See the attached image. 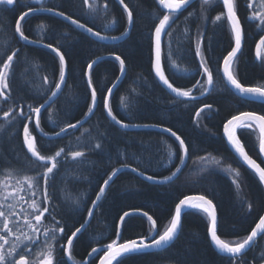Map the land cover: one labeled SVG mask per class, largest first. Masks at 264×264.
<instances>
[{
    "label": "trees",
    "instance_id": "trees-1",
    "mask_svg": "<svg viewBox=\"0 0 264 264\" xmlns=\"http://www.w3.org/2000/svg\"><path fill=\"white\" fill-rule=\"evenodd\" d=\"M107 2V15L89 13L82 7L81 0H44V6L79 19L101 35L119 37L128 29L126 13L115 0ZM125 3L133 11L134 25L129 37L115 45L99 43L51 15L33 14L21 24L31 40L51 44L64 53L68 65L63 93L40 115L43 133L56 134L68 123L76 124L87 116V109L91 106V93L86 83L87 65L101 57L120 55L125 59L126 77L110 99L113 114L129 125L171 128L189 148L188 165L173 183L153 185L132 172H124L115 180L97 207L91 224L73 242L71 254L79 264L86 260L93 247L101 248L116 240L117 231L120 243L150 237V222L143 216L133 215L131 219H125L123 226L119 224V217L125 211L148 212L156 220L158 231L162 232L180 199L186 195H205L216 206L219 236L229 243L246 238L264 213L263 185L230 153L223 139V125L229 119L243 112L264 115V105L239 98L227 87L221 78V71H218L223 57L234 44L231 29L224 21L212 23L214 17L223 11L221 3L217 0V3L206 6L207 20L201 17L202 0L177 14L172 23L171 37L165 36L163 43L162 65L169 81L173 86L182 90L191 89L194 96H199L201 92L197 81L203 84L204 78L195 46L198 38L203 39L202 51L213 72L214 85L209 95L200 101L177 99L154 76L153 33L158 16L163 13L157 2L125 0ZM237 6L245 43L233 65L234 74L245 86H264V46L259 58L256 54L264 28L246 18L244 0H237ZM28 7L39 5L17 0L12 11H0V60L9 50H21L18 60L14 61L15 75L10 80L12 98L7 103L0 101V117L9 107L20 105L27 113L28 105L35 107L45 103V97L51 96L50 89L54 90V84L59 82L58 57L49 50L26 46L14 35V25ZM189 12L193 13L191 17H188ZM112 19L116 20V24L105 27ZM41 24L43 29L39 28ZM172 60H175L176 68L172 67ZM119 74L115 59H105L92 68L93 87L97 88L99 104L93 117L81 129L68 132L56 140H46L35 132L34 116L31 114L33 122L28 126L42 155H54L61 147L66 152H85V157L78 160L62 155L58 169L54 170L55 177L49 183V210L65 228L58 245L66 244L64 237L71 236L77 227L85 223L99 188L116 168L128 165L146 176L163 180L181 165L182 152L173 137L156 131H123L108 120L102 98L107 96V90ZM44 77L48 78V83H44ZM208 104L212 107L205 108L197 118L195 113ZM9 120L11 123L3 121L0 124L3 126L0 128V181L11 172L12 178L8 179V183L16 185L17 179L39 177L44 169L40 162L30 159L31 154L22 143L21 129L27 121L19 117ZM239 136L248 154L264 167L259 152L258 130L241 129ZM97 143L101 144L100 149L95 148ZM169 145L175 153L171 160ZM205 156L209 160L201 162L200 158ZM212 157L219 159L221 164L212 162ZM229 165L241 174L236 178L239 189L232 183L234 173L224 171ZM40 183H43L42 180ZM34 198L41 200L40 191ZM248 204L252 205L251 211L247 208ZM23 207L27 209L28 205L23 204ZM47 223L53 222L49 219ZM208 226L205 214L189 212L184 216L179 237L169 248L131 255L124 259V264H232L230 258L221 256L212 247ZM262 253L264 238L258 240L236 264H264ZM96 256L89 264H97L99 260L95 259ZM55 258L56 264H68L64 248H56Z\"/></svg>",
    "mask_w": 264,
    "mask_h": 264
},
{
    "label": "snow or ice",
    "instance_id": "snow-or-ice-1",
    "mask_svg": "<svg viewBox=\"0 0 264 264\" xmlns=\"http://www.w3.org/2000/svg\"><path fill=\"white\" fill-rule=\"evenodd\" d=\"M222 3L223 11L217 14L212 20L213 24L224 21L231 29L232 37L234 39V47L231 51L223 57L222 68H218V71H222V79H226L228 84L232 88L237 90L241 96L245 99L252 98L258 99L261 103H264V86H245L238 79L233 71V65L236 61L237 54L240 53L242 47V41L244 39V29L242 27L241 19L238 16L237 0H219ZM26 4H35L39 7H28V10L24 11L19 15L18 20L14 25V35L18 36L20 40L25 43L34 44L36 40H31L28 35L25 34L21 21H25V18L39 11H46L53 13L54 15L60 16L62 19L69 21L72 25L80 29H84L89 34L97 37L100 40H118V36H104L99 31H94L92 27H88L85 23H81L79 19H74L71 15L64 13L63 11H57L52 7L44 6V0H24ZM118 3L123 7L126 13L128 29H130L134 22L133 11L129 5L125 3V0H118ZM158 5L163 11L162 15L158 16V23L154 27L153 42H154V63L153 69L156 77L177 97H184L190 100H195L196 97L192 94V90H182L179 87L173 86L165 75L164 67L162 65V37H171L172 23L174 17L185 9L186 6L191 4V0H157ZM217 3V0H202L200 13L201 17L207 20L205 15L206 6H211ZM17 4V0H0V11H12L14 6ZM82 7L86 8L89 13L100 15L108 14L109 4L107 0L103 3L100 0H81ZM246 7L251 10L250 15L246 18L250 21L258 23V26L264 28V0H247ZM193 15L192 12L188 13V17ZM188 17L185 19L187 20ZM116 24V20L112 19L105 27H111ZM39 28L43 29L44 25H39ZM187 33V28H185ZM128 31L125 30L123 35H127ZM203 39L198 38L195 46V55L200 58L199 68L202 69V77L204 83L201 84L197 81L201 95L206 94L210 89L213 88V72L208 65V60L202 51ZM264 46V35L261 36L257 45L256 54L260 57V47ZM43 47L50 49L59 60V82L54 84V90L50 89L51 97H57L61 93V86L65 85L67 61L65 54L62 53L58 48L53 47L51 44H44ZM20 49L9 50L5 53L4 59L0 60V101L7 103L12 98V90L10 87V80L15 75L14 73V61L18 60V54ZM115 61L119 65V73L121 76L125 74V59H122L120 55H115ZM169 59H171V52L169 51ZM97 61L93 60L87 65V87L91 90V106L87 109V115L93 114V109L97 105V88L93 87V78L91 75L93 65ZM172 67L176 68L175 60H172ZM186 71V70H185ZM44 83H48V78L44 77ZM119 83V81H117ZM116 84L112 85L115 88ZM108 95H111V89H108ZM47 100L48 97H45ZM103 106L107 111V115L111 119L123 128L138 127L139 125H129L118 119L113 114L112 107L108 104L107 98H102ZM123 104L124 102L121 101ZM212 105H205L204 108H200L195 113L197 118L200 117L201 113L205 111V108H211ZM44 104L33 107L28 105V112L26 113L23 106L17 105V107H9L8 110L3 112V119L9 123L10 117L15 119L16 117L22 118L27 121L23 124L22 131V143L26 147L27 152L31 154V158L35 161L40 162V166L44 171L39 177L36 176H24L21 179L16 180V185L8 183V179L12 178V173L7 174V178L0 181V264H56L55 250L59 246L64 248L67 258L73 260L71 249L73 246V240L76 238L77 233L86 231L83 225L77 227L71 236L64 237L66 244H57V241L65 233V228L60 226V221L56 220L55 215L49 210L51 204V196L49 193V183L55 177L54 170L58 169V165L61 163L59 158L71 157L72 160H78L85 157L84 151H70L66 152L65 148L61 147L58 151H55L54 155L46 156L42 155L41 151L37 147V140L34 135L30 132L29 124L33 122V116L35 114V127L43 132L40 128V113ZM15 114V117H14ZM82 123V122H81ZM3 126H0L2 128ZM146 127H157L156 125H146ZM77 128V124L68 123L65 127H62L59 132H56V136H60L62 133L68 131V129ZM238 129H251L254 132L258 130L259 136V152L264 154V115H258L253 112H243L239 115H234L231 119L223 125L224 135L227 137L228 143L232 146L235 152L239 155L242 161L251 168L259 177V182L264 184V167L256 162L249 154L245 151L244 144L241 143L240 138L237 136ZM164 132L170 133L172 137L178 142L179 149L182 152L180 162H184V158L188 156L189 148L185 143V140L181 138L177 132L171 128H162ZM88 131V129H85ZM45 136L48 134L45 132ZM96 149L101 148V144H95ZM169 160L173 153L171 146L168 147ZM201 162L209 160V157H201ZM212 162L216 165H220L221 161L212 157ZM123 167L127 168L128 165ZM121 171V168H116L103 181V186L99 188L98 195L95 197V201L92 203L91 209L88 210V219L93 216V210L97 208L98 202L101 201L102 197L105 196V190L109 187V182L117 176V173ZM132 171H137L136 168H132ZM181 169L177 167L171 176L166 177L167 180H171L172 177L176 176ZM229 174L234 173L232 183L239 189L240 185L237 183L240 172L237 169H233L231 165L224 169ZM140 175H144L143 172ZM148 180H154V177L149 175L146 177ZM42 180V184L40 181ZM26 186V187H25ZM37 191L41 193V200H36L34 197ZM22 193H27L23 195ZM74 203H79L74 201ZM23 204H27L28 207L25 209ZM19 208V211L17 210ZM247 208L251 211L252 205L248 204ZM192 210H198L199 212L206 215L209 226L208 234L210 235L212 243L222 253H225L231 260L232 264H236V261L245 253L246 249H249L257 237L264 238V216L259 218V222L255 225V228L251 230V233L246 238L239 242L229 243L222 239L218 233V219L216 206L213 204L211 199H208L205 195H186L175 204L174 214L167 226L164 227L162 232L157 231V222L148 212H143L142 216L150 222L149 237H141L140 239H133L119 243L120 233L117 231V239L111 243L106 244L102 249L93 247L89 253L91 258L93 254H98L95 259L99 260V264H124V259L128 258L132 254L147 252L150 249H162L165 245H168L177 236L178 230L181 228V217L182 213H189ZM125 211L122 216L119 217V224L123 226L125 224V217L131 219L132 215ZM51 220L53 223L48 224L47 221ZM102 253V255H99ZM261 255H264L262 253ZM73 264H79L78 261L73 260ZM84 264H89L88 260L84 261Z\"/></svg>",
    "mask_w": 264,
    "mask_h": 264
},
{
    "label": "water",
    "instance_id": "water-1",
    "mask_svg": "<svg viewBox=\"0 0 264 264\" xmlns=\"http://www.w3.org/2000/svg\"><path fill=\"white\" fill-rule=\"evenodd\" d=\"M156 2H157V0H155ZM199 0H191V4L189 5V6H186V8L185 9H182L181 10V12L180 13H182V12H184V11H186L187 9H189L191 6H193L195 3H197ZM115 2L119 5V6H121L119 3H118V0H115ZM158 4V3H157ZM221 5H222V3H221ZM159 6V5H158ZM122 7V6H121ZM160 7V6H159ZM123 8V7H122ZM163 10V9H162ZM224 10V9H223ZM163 11H165V10H163ZM179 13V14H180ZM34 14H44V15H51V16H54V17H56V18H59V19H61V20H63L64 22H66V23H68V24H70L71 26H73L77 31H79V32H81L82 34H84V35H86V36H88L89 38H91V39H93V40H95V41H97V42H99V43H103V44H107V45H115V44H118V43H121V42H123V41H125L128 37H129V35L131 34V31H132V29H133V25H134V22H133V25H132V27L130 28V29H127V31H128V34L125 36V35H122V36H119L120 37V39H118V40H112V39H107V40H100V39H98L97 37H95V36H93V35H91V34H89L87 31H85L84 29H80V28H78V27H76L75 25H72L69 21H67V20H64V19H62L60 16H57V15H54L53 13H50V12H46V11H39V12H35ZM33 15V14H32ZM22 22L23 21H21L20 23L22 24ZM17 37V39L22 43V44H24V45H26V46H31V47H36V48H42V49H46V50H49V51H51L50 49H48V48H45V47H43V43H39V42H37V43H34V44H28V43H25L23 40H20L19 38H18V36H16ZM164 39H165V36L164 37H162V59H163V43H164ZM244 43H245V37H244V39H243V41H242V47H241V51H240V53H238L237 54V58H238V56L241 54V52H242V50H243V47H244ZM233 47H234V44H233ZM262 47V46H261ZM261 47H260V49H261ZM52 52V51H51ZM114 57L115 56H107V57H101V58H99V59H96V61H97V63L96 64H98L99 62H101V61H103V60H105V59H114ZM236 58V59H237ZM153 63H154V42H153ZM96 64H94L93 65V67L96 65ZM222 68V67H221ZM87 72H88V69H87ZM153 73H154V76H155V78L157 79V81H158V83L170 94V95H172V96H174V97H176L177 99H180V100H184V101H200V100H203V99H205L208 95H209V93L211 92V90L212 89H210L206 94H204V95H199V96H195L196 97V99L195 100H190V99H188V98H184V97H177L174 93H172L160 80H159V78L158 77H156V75H155V71H154V69H153ZM223 74H222V71H221V76H222ZM125 77H126V67H125V74L123 75V76H121L120 74H119V76H118V78H117V80L115 81V83L114 84H116V87L115 88H110L112 91H111V95L109 96L108 95V93H107V96H106V98H107V101H108V104L110 105V99H111V97H112V94L114 93V91L118 88V86L123 82V80L125 79ZM67 78H68V65H67V69H66V77H65V85H62L61 86V93L60 94H58V96L57 97H49L48 99H47V101L45 102V103H43L44 104V108H42V110H41V113L43 112V111H45L46 109H48L50 106H52L57 100H58V98L61 96V94L63 93V91H64V88H65V86H66V83H67ZM86 80H87V75H86ZM117 81H119V83H117ZM223 81H224V83L227 85V87L235 94V95H237L239 98H241V99H243V100H246V101H250V102H255V103H259V104H263L264 105V103H261L258 99H252V98H248V99H245V98H243L242 96H241V94L237 91V90H235L234 88H232L231 87V85H229L228 84V82H227V80L226 79H223ZM90 90V89H89ZM90 92H91V90H90ZM98 104H99V102H98V98H97V105H96V107L93 109V114L91 115V116H88L87 115V117L85 118V119H83L82 121H80V122H78V123H76L77 124V128H75V129H68V131L67 132H65V133H62L60 136H56L55 134H48L47 136H45L44 135V133L43 132H41L40 131V129H37L36 127H35V114L33 113L32 115L34 116V122H33V125H34V129H35V132L37 133V135H39L40 137H42V138H44V139H46V140H56V139H58V138H60V137H62V136H64L65 134H67L68 132H71V131H74V130H78V129H80L81 127H83L92 117H93V115L95 114V112H96V110H97V107H98ZM17 107V106H16ZM104 110H105V114H106V116H107V118H108V120L114 125V126H116L117 128H119L120 130H123V131H127V132H139V131H156V132H160V133H163V134H166V135H169V136H171L170 135V133H167V132H164V131H162L161 129L163 128V127H146L145 125H139L138 127H128V128H123V127H121L120 125H117L112 119H111V117H109L108 115H107V111H106V109L104 108ZM41 113H40V115H41ZM11 118V117H10ZM9 118V119H10ZM40 118V117H39ZM3 121H5L4 119H3V116H1L0 117V124L3 122ZM82 122V123H81ZM227 123V122H226ZM225 123V124H226ZM241 129H238L237 130V136L240 138V136H239V131H240ZM172 137V136H171ZM174 138V137H173ZM175 139V138H174ZM223 139H224V141H225V143H226V145H227V147H228V149H229V151H230V153L246 168V169H248L249 171H251L252 173H254L257 177H258V175L251 169V168H249L243 161H242V159L239 157V155L235 152V150L232 148V146L228 143V141H227V137L224 135V132H223ZM241 140V139H240ZM241 143H242V141H241ZM243 144V143H242ZM245 147V146H244ZM245 151H246V149H245ZM247 152V151H246ZM260 157H261V160H262V163L264 164V154H261L260 153ZM188 159H189V157L187 156L186 158H184V162L183 163H181V165L179 166V168L181 169V171L179 172V173H177V175L176 176H174V177H172V179L171 180H167V179H163V180H159V179H154V180H148V179H146V175H140V173L141 172H138V171H132V168H130V167H127V168H125V167H121V171L120 172H118L117 173V176L116 177H114L113 178V180L112 181H110L109 182V187L105 190V194L107 193V191H108V189L111 187V185L115 182V180L122 174V173H124V172H132V173H134L135 175H137L140 179H142L143 181H145V182H147V183H150V184H153V185H165V184H170V183H173L174 181H176L179 177H180V175L183 173V171L185 170V168L187 167V165H188ZM257 162V161H256ZM258 163V162H257ZM259 164V163H258ZM262 167V166H261ZM259 178V177H258ZM263 185V187H264V184H262ZM103 186V185H102ZM98 195V194H97ZM102 199H103V197H102ZM102 199H101V201H102ZM95 201V200H94ZM101 201L100 202H98V205H97V207L99 206V204L101 203ZM97 209V208H96ZM96 209H94L93 210V216H92V218L91 219H88V217H87V219H86V221H85V223L83 224V226H84V228H88V226L91 224V222H92V220H93V217H94V214H95V211H96ZM192 211H198V210H192ZM192 211H190V212H192ZM130 213H135L134 215H140V216H142V212H130ZM187 213H182V217H181V228H182V223H183V219H184V216L186 215ZM133 216V215H132ZM262 216H264V213H263V215ZM126 218H128V217H125V219ZM217 219H218V228H217V233H218V229H219V216H218V213H217ZM259 222V221H258ZM257 222V223H258ZM156 228H157V231H158V227H157V225H156ZM181 228L178 230V232H177V236H176V238H174V240L172 241V242H170L168 245H165L162 249H155V248H153V249H150V250H148L147 252H142V253H136V254H144V253H155V252H160V251H163V250H166L167 248H169L176 240H177V238L179 237V235H180V232H181ZM255 228V227H254ZM253 228V229H254ZM84 232V231H83ZM82 232V233H83ZM82 233H77V235H76V238L77 237H79ZM218 235H219V233H218ZM208 236H209V240H210V243H211V245H212V247L214 248V250L218 253V254H220L221 256H223V257H227V258H229L225 253H222V252H220L216 247H215V245L212 243V241H211V238H210V235L208 234ZM75 238V239H76ZM150 238V237H149ZM75 239L73 240V242L75 241ZM261 238L260 237H257V239H256V241L254 242V244L249 248V249H246V251H245V253L244 254H242L241 255V257L242 256H244V255H246L253 247H254V245L257 243V241L258 240H260ZM119 243H120V240L118 241ZM103 247H101L100 249H102ZM100 254H102V253H100ZM96 255H98V254H93V256L92 257H94V256H96ZM132 255H135V254H132ZM92 257L90 258L89 257V255L87 256V258H86V260H88V262L92 259ZM65 259H66V261H67V263L68 264H73V261L72 260H69L68 258H67V255H66V253H65ZM82 264H84V262L82 263ZM97 264H99V261L97 262Z\"/></svg>",
    "mask_w": 264,
    "mask_h": 264
},
{
    "label": "flooded vegetation",
    "instance_id": "flooded-vegetation-1",
    "mask_svg": "<svg viewBox=\"0 0 264 264\" xmlns=\"http://www.w3.org/2000/svg\"><path fill=\"white\" fill-rule=\"evenodd\" d=\"M246 5H247V0H244V10H245V13H246V15H247V16H249V15H250V12H251V10H250V9H248V8L246 7Z\"/></svg>",
    "mask_w": 264,
    "mask_h": 264
},
{
    "label": "bare ground",
    "instance_id": "bare-ground-1",
    "mask_svg": "<svg viewBox=\"0 0 264 264\" xmlns=\"http://www.w3.org/2000/svg\"><path fill=\"white\" fill-rule=\"evenodd\" d=\"M121 36H122V35H121ZM118 87H119V86H118ZM90 93H91V92H90ZM86 117H87V116H86ZM86 117H85V118H86ZM85 118H84V119H85ZM81 128H82V127H81ZM81 128H80V129H81Z\"/></svg>",
    "mask_w": 264,
    "mask_h": 264
}]
</instances>
